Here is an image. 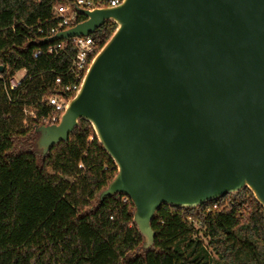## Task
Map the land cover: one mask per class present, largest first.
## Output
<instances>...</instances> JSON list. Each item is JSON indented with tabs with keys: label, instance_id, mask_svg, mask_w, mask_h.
Wrapping results in <instances>:
<instances>
[{
	"label": "water",
	"instance_id": "water-1",
	"mask_svg": "<svg viewBox=\"0 0 264 264\" xmlns=\"http://www.w3.org/2000/svg\"><path fill=\"white\" fill-rule=\"evenodd\" d=\"M79 12L84 22L33 45L117 28L60 123L36 130L37 151L90 123L117 168L102 198L132 202L143 250L163 207L194 210L248 189L264 209V0H125Z\"/></svg>",
	"mask_w": 264,
	"mask_h": 264
},
{
	"label": "trees",
	"instance_id": "trees-1",
	"mask_svg": "<svg viewBox=\"0 0 264 264\" xmlns=\"http://www.w3.org/2000/svg\"><path fill=\"white\" fill-rule=\"evenodd\" d=\"M63 1L0 0V264H264V209L248 189L194 210L161 208L155 244L143 250L132 202L102 198L117 168L90 123L46 156L37 151L36 130L52 112L44 102L75 84L69 44L34 58ZM116 28L106 22L91 36L98 49Z\"/></svg>",
	"mask_w": 264,
	"mask_h": 264
},
{
	"label": "built area",
	"instance_id": "built-area-1",
	"mask_svg": "<svg viewBox=\"0 0 264 264\" xmlns=\"http://www.w3.org/2000/svg\"><path fill=\"white\" fill-rule=\"evenodd\" d=\"M124 1L125 0H65L57 3L53 7V17L51 20L53 26L49 30V35L42 39L53 37L58 33L69 30L84 22L86 18L84 21L81 20L84 16L80 14L79 10L93 12L96 10L114 9L120 7ZM91 36L92 35H89L88 37H73L66 41H58L46 45L44 46L45 49H38L34 53L35 59L44 55L57 57L65 51L66 44L72 46L75 52L71 57L72 64L69 72L74 78L75 84L68 86L64 94L53 95L44 102L52 112L48 114V116L42 118V126L58 125L68 107L69 101L74 99L80 91L94 59L102 49L97 48L96 42ZM17 75L18 74L8 81L10 90L17 89L25 78L24 75L23 78L19 79ZM56 84H61L60 78L56 80ZM214 208H217V206H214Z\"/></svg>",
	"mask_w": 264,
	"mask_h": 264
},
{
	"label": "rangeland",
	"instance_id": "rangeland-1",
	"mask_svg": "<svg viewBox=\"0 0 264 264\" xmlns=\"http://www.w3.org/2000/svg\"><path fill=\"white\" fill-rule=\"evenodd\" d=\"M24 75H25V72H24V71H21V72L18 73L17 77H18L19 79H21V78L24 77ZM261 264H263V263H261Z\"/></svg>",
	"mask_w": 264,
	"mask_h": 264
}]
</instances>
